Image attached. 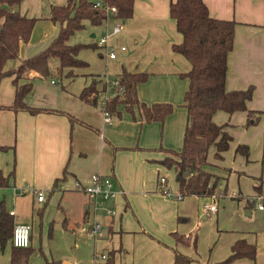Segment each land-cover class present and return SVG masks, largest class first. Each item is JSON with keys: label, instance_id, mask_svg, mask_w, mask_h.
Listing matches in <instances>:
<instances>
[{"label": "crops", "instance_id": "crops-1", "mask_svg": "<svg viewBox=\"0 0 264 264\" xmlns=\"http://www.w3.org/2000/svg\"><path fill=\"white\" fill-rule=\"evenodd\" d=\"M50 1L37 2L39 15H32L29 1L22 0L16 8L36 22L29 41H20L17 59L7 61L4 71L14 70L22 60L45 50L57 36L60 25L50 20V6H64L66 0ZM202 1L212 18L236 23L234 46L227 60L226 91L253 86L247 107L261 113L259 122L248 128L244 127L243 112L229 115L218 111L213 116L215 124L227 125L225 131L231 136L222 160H214L213 147L208 154L211 164L229 171L226 195L176 200L160 192L158 179L164 177L166 188L178 194L174 169L161 162L173 158L171 151L182 148L187 120L182 103L187 81L180 75L191 67L182 55L172 51V45L182 42V35L169 16L171 0H134L133 15L121 21L122 29L117 34L111 33L119 21L109 15L97 27V40V34L90 36L98 46L95 52L100 61H92L95 54L81 50L78 58L87 66L64 69L63 74L71 70V77L32 81L26 104L56 112L31 115L0 110V147H14L13 151L0 150L3 175L14 168V179L7 188H0V204L9 214L13 212L14 224L31 226L32 248L40 245L44 225L51 224L55 232L94 239V261L96 254L106 257L113 251L115 264H174V249L190 258L191 264H219L230 256L236 241L245 240L256 248L254 260L241 258L231 264H264V0ZM106 34H111L107 42L99 43ZM112 49L114 59L108 57ZM89 55H93L91 61L86 57ZM123 69L148 75L137 85L141 103L173 106L163 123H145L137 108L129 113L124 105L117 106L120 117L111 116L107 122L100 107L79 100L80 92L93 77L100 91L104 84L110 87L116 82ZM22 83L24 80L19 81ZM14 93L12 78H2L0 106H11ZM105 95L99 94V99ZM68 116L73 118L72 124ZM238 145L247 146V158L235 153ZM93 174L110 177L114 188L122 191L115 199L103 202L96 214L91 213L87 196L75 189V183L87 184ZM61 179L55 187L54 182ZM39 193L44 196L42 202L37 201ZM219 199L236 202L237 208L224 214L218 208ZM209 205H215L216 210L208 211ZM240 205L245 213L249 212V216L245 214L249 222L240 219ZM229 215L232 221L238 219L234 226L226 220ZM95 221L100 229L91 237L89 231ZM100 232L102 237L98 236ZM174 233L188 237L189 244H176ZM11 248L9 239L0 249V264H10ZM36 254L28 263L45 264Z\"/></svg>", "mask_w": 264, "mask_h": 264}, {"label": "trees", "instance_id": "trees-1", "mask_svg": "<svg viewBox=\"0 0 264 264\" xmlns=\"http://www.w3.org/2000/svg\"><path fill=\"white\" fill-rule=\"evenodd\" d=\"M104 6L115 7L114 19L126 21L133 15L134 0H101ZM22 0H0V80L12 78L15 88L13 103L9 107L0 106V110H10L14 113L25 111L31 115L41 112H56L29 107L25 100L32 91V81L35 78L46 80H61L72 76L71 70L63 74L64 69L81 68L87 63L78 58L82 49H97V44H69L70 37L84 29L85 24L93 27L101 26L107 19L104 8H94L92 0H66L64 6H50V20L60 25L59 32L50 45L43 51L22 60L11 71H4L7 61L18 56L20 41L27 43L31 36L36 19L22 16L18 11ZM169 16L174 20L177 31L182 35V42L172 45L174 53L182 55L190 64V71L180 75L186 79L187 87L183 96L182 106L186 109V126L184 129L182 148L179 152L171 151L173 158H166L161 163L167 168H173L176 173L178 193L184 197L225 196L229 171L208 161L209 150L215 148L213 158L222 160V153L227 151L231 136L225 131L226 124L217 125L213 116L218 111L226 114L243 112L246 114L245 128L256 125L261 113L249 110L247 103L251 100L254 88L246 90L226 91L227 60L234 46L235 21L212 18L202 0H171ZM57 60L54 70L51 61ZM145 73H130L126 69L116 78L122 94H115L116 88L107 87L97 90L98 81L93 77L89 85L82 89L79 100L83 103L100 107L110 117H120L118 105H124L125 110L133 113L137 108L140 118L145 123L159 122L172 113L173 106L168 103H156L147 106L137 97V85L147 80ZM20 80L24 83L19 84ZM63 89V87H61ZM108 93L112 96L105 102L99 99V94ZM72 124L73 118L68 116ZM1 151L14 150V147H0ZM235 153L247 158V146L238 145ZM261 165L264 168V132L262 137ZM63 175H65L63 173ZM14 179V168L4 176L0 171V188H7ZM260 180V179H259ZM62 181L56 180L54 186ZM261 182V180H260ZM260 192V187H256ZM39 209V217H42ZM88 215V213H87ZM13 218L0 204V249H3L13 232ZM176 244H189L188 237L172 234ZM193 239V244H194ZM27 248H11L10 264H28L29 258L36 251ZM174 252V264H191V259ZM256 248L245 240L236 241L231 247L230 256L219 264H231L237 259L254 260ZM46 264H50L47 263ZM95 264H115L114 252L110 251L104 260Z\"/></svg>", "mask_w": 264, "mask_h": 264}, {"label": "rangeland", "instance_id": "rangeland-1", "mask_svg": "<svg viewBox=\"0 0 264 264\" xmlns=\"http://www.w3.org/2000/svg\"><path fill=\"white\" fill-rule=\"evenodd\" d=\"M28 1L30 2V9L32 15L37 12L38 13L36 15H39L40 11H38V3H40V0H25V2ZM48 1L51 3L50 0ZM23 8L26 9L25 6H23ZM92 34H97L96 36V40H97L98 36L100 35L99 29L87 23L85 24L84 29L77 31L74 35L70 37L69 44H93L92 42L95 40L90 38ZM82 50L95 54V56L92 55L93 59L91 55L86 56L87 59H89L90 61L91 59L92 61L94 60L100 61L97 53L95 52V50L97 49H82ZM54 65L55 66L57 65V60L51 61V67L53 70L55 68L53 67ZM236 206H237L236 202L219 199L218 208L224 210V214L227 213L228 211L229 213H232V209L237 208ZM240 207H241L240 219L249 222V220L251 219L245 216L243 206L240 205ZM231 216L232 215L227 216L226 220L229 223H231V225L234 226L238 221V219L232 221ZM223 222L228 223L225 221ZM226 230H228V227L226 228ZM98 236L102 237V232H100ZM83 238L84 237H82L81 235H78L77 237L76 235L71 234L70 232H55L54 225L52 226L51 224H45L43 231L41 232V243L38 246V248H36L37 250L34 251V253H37L36 255L38 256L39 260L44 261L45 264L46 262L50 264H64L65 262L67 263L73 261L76 262V264H90L91 260L94 261L93 258L94 239L89 237H86L85 239ZM100 260L101 259L95 258L94 262L96 263Z\"/></svg>", "mask_w": 264, "mask_h": 264}, {"label": "built area", "instance_id": "built-area-1", "mask_svg": "<svg viewBox=\"0 0 264 264\" xmlns=\"http://www.w3.org/2000/svg\"><path fill=\"white\" fill-rule=\"evenodd\" d=\"M93 7L94 8H104L106 11L107 16L109 15H114L116 14V9L115 7H110V6H104L103 2L101 0H96L93 1ZM2 24V20H0V26ZM122 29V24L121 21L113 28L111 34H117L120 30ZM110 34V35H111ZM108 34L104 35L101 39L100 42L101 44H104L107 42L108 37L110 36ZM120 50L124 51L125 48L121 47ZM108 57L110 59L115 58V52L114 50H109V55ZM54 83V82H52ZM113 87L116 88V91L113 95L115 94H122L123 90L121 87H118L116 82H113L112 85ZM112 95L106 93L105 97H103L102 102H105L107 99H109ZM105 120L109 122L110 116L105 112L102 111ZM158 182L161 186L160 192L168 197H173L176 200H181L183 197L178 193L174 194L172 193L168 188L165 186V178L164 177H159ZM75 189L79 192H82L85 194L88 198L90 210L92 214H96L102 210V204L103 202L115 199L117 195L122 193L121 190H117L114 188V184L110 177L107 176H102L99 174H93L90 176V179L87 184H82V183H75ZM23 191V190H21ZM23 192H20V195H22ZM44 200V196L42 193H39L37 196V201L42 202ZM208 211L214 212L215 205H209L206 208ZM259 209H262V206H259ZM110 215H113L114 212L111 210H106ZM10 215H13V212L10 213ZM100 229L99 223L96 221L92 224V227L90 229L89 235L91 237H95L96 234L98 233ZM30 237H31V226L30 225H25V224H14L13 227V232L12 236L10 238V243L12 247L15 248H27L30 246ZM96 259H101L104 260L105 256L103 254H96Z\"/></svg>", "mask_w": 264, "mask_h": 264}, {"label": "water", "instance_id": "water-1", "mask_svg": "<svg viewBox=\"0 0 264 264\" xmlns=\"http://www.w3.org/2000/svg\"><path fill=\"white\" fill-rule=\"evenodd\" d=\"M247 216H249V212L247 211L246 213H245ZM64 264H66V263H64Z\"/></svg>", "mask_w": 264, "mask_h": 264}]
</instances>
